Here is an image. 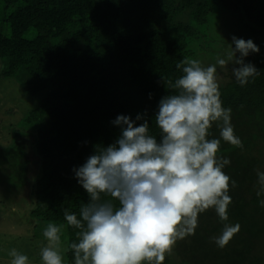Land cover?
Listing matches in <instances>:
<instances>
[{
	"label": "trees",
	"instance_id": "1",
	"mask_svg": "<svg viewBox=\"0 0 264 264\" xmlns=\"http://www.w3.org/2000/svg\"><path fill=\"white\" fill-rule=\"evenodd\" d=\"M217 36L224 47L213 50ZM232 36L258 46L243 59L260 74L241 86L230 72L237 65H217L222 107L231 109L242 142L237 148L221 140L217 150L229 158L222 170L236 182L228 190V219L206 209L162 264H264V207L257 203L264 192L256 195V172H264V0H0V79L14 80L35 104L0 144V189L20 200L26 222L39 231L50 222L64 226L66 264H74L69 244L80 229L68 226L63 212L79 219L88 199L73 166L113 142L117 114L142 113L158 137L151 117L161 96L178 91L169 87L182 75L175 65L227 59ZM210 132L218 137L215 123ZM100 199L116 205L106 194ZM225 223L239 229L219 247L213 238Z\"/></svg>",
	"mask_w": 264,
	"mask_h": 264
},
{
	"label": "clouds",
	"instance_id": "2",
	"mask_svg": "<svg viewBox=\"0 0 264 264\" xmlns=\"http://www.w3.org/2000/svg\"><path fill=\"white\" fill-rule=\"evenodd\" d=\"M228 45L227 59L218 57L215 64L202 66L197 59L183 58L175 65L182 75L169 87L178 91L161 96L151 117L158 137L149 134L150 123L142 113L132 118L117 114L110 121L119 129L113 142L73 166V176L88 197L79 219L76 213L63 212L67 225L80 229L78 241L69 244L74 264H162L176 240L193 233L198 213L212 208L219 220L227 221L228 190L236 182L222 170L229 158L217 150L221 140L237 148L242 142L234 134L231 109L222 107L217 65H237L230 72L241 86L260 74L243 59L259 51L251 38L232 36ZM213 123L218 137L210 132ZM256 176L259 197L264 172L258 170ZM102 193L116 205L102 201ZM257 203L264 207V199ZM63 227L50 222L42 230L47 241L40 249L42 264H64ZM238 229V224L225 223L214 242L223 247ZM8 255V264H28V257L15 248Z\"/></svg>",
	"mask_w": 264,
	"mask_h": 264
},
{
	"label": "rangeland",
	"instance_id": "3",
	"mask_svg": "<svg viewBox=\"0 0 264 264\" xmlns=\"http://www.w3.org/2000/svg\"><path fill=\"white\" fill-rule=\"evenodd\" d=\"M222 27H226V25L223 24ZM216 38L212 42L213 50L224 47L221 45L222 38L219 36ZM34 105L14 80L0 79V144L8 143L9 127L17 125L25 115L24 113ZM26 209L21 205L19 199H9L0 189V264H8L11 259L8 252L12 248L25 254L28 257V264H34V260H39L40 249L47 244L46 241L43 245L42 230L39 231V228L26 222L28 220ZM204 214L205 211L197 214L198 221L203 219ZM60 253L64 264H66L61 243Z\"/></svg>",
	"mask_w": 264,
	"mask_h": 264
}]
</instances>
